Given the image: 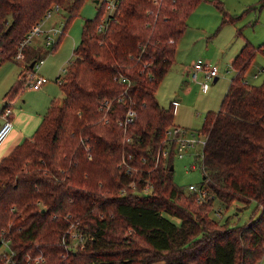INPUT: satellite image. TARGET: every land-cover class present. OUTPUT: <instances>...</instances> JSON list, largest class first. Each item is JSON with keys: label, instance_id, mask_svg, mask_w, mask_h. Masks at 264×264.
I'll return each mask as SVG.
<instances>
[{"label": "trees", "instance_id": "trees-1", "mask_svg": "<svg viewBox=\"0 0 264 264\" xmlns=\"http://www.w3.org/2000/svg\"><path fill=\"white\" fill-rule=\"evenodd\" d=\"M84 1L0 0V64L20 51L31 69L45 56L38 46H22L33 26L52 2L62 7L66 18L55 49ZM200 1L117 0L102 20L101 0L97 16L84 19L58 82L63 95L34 134L0 160V264H258L264 254V80L249 85L245 73L256 50L264 55V42L238 50L219 109L206 112L205 142L196 153L203 173L198 190L173 179L177 146L166 136L174 105L162 106L156 90ZM22 86L23 77L4 98ZM129 108L137 117L123 128L119 121ZM122 160L136 170L128 174ZM234 201L256 203L246 223L212 217L214 202L228 208ZM71 222L85 239L65 248L61 236Z\"/></svg>", "mask_w": 264, "mask_h": 264}, {"label": "rangeland", "instance_id": "rangeland-1", "mask_svg": "<svg viewBox=\"0 0 264 264\" xmlns=\"http://www.w3.org/2000/svg\"><path fill=\"white\" fill-rule=\"evenodd\" d=\"M97 3L93 0L83 2L79 15L67 24L68 27L55 49L46 44L44 35L38 34L36 37L40 40L37 46L43 52L45 51V58L38 73L46 80L53 99H59L63 95L58 80L63 77L65 67L73 57L72 51L80 42L84 19L97 16L99 11ZM55 4L57 2H52L48 8L51 10V16L42 24L43 30H48L53 25L62 27L65 22L66 12L61 9L62 7L56 11ZM185 23L186 28L176 45L174 64L159 82L156 99L164 107L173 103L174 126L178 125L185 129L187 136L195 133V136L201 139L199 132L203 135L200 129L206 112L219 109L222 96L229 86L230 79L234 76L235 69L231 66L234 56L248 42L255 47L264 42V0H201L187 15ZM53 36L54 40L58 38L57 35ZM34 41L30 42L31 46ZM197 60L218 68L217 80L213 82V78L209 79L208 87L204 91L202 82L205 72L199 71L196 79H191L189 74ZM14 64V61H8L0 65V80L8 72L15 70ZM245 78L249 81V85H258L263 82L264 55L262 51L256 50ZM22 88L27 90L28 86L23 85ZM1 103L2 101L0 107ZM202 147L201 143L186 149L182 157L177 154L172 157L174 182L183 189H186L189 184L197 185L202 181L203 173L200 166L202 158L196 156V153L202 152ZM124 192L127 191L124 190ZM214 203V209L220 207L225 209L222 222L229 217L230 223L238 225L246 223L256 208L254 201L249 204L234 201L228 208L226 205L221 206L218 202ZM211 215L213 218L216 217L214 211H211ZM167 217L178 224L179 219L176 217L169 215ZM34 261L40 262V255H36ZM262 263L261 257L258 264Z\"/></svg>", "mask_w": 264, "mask_h": 264}, {"label": "built area", "instance_id": "built-area-1", "mask_svg": "<svg viewBox=\"0 0 264 264\" xmlns=\"http://www.w3.org/2000/svg\"><path fill=\"white\" fill-rule=\"evenodd\" d=\"M106 1V12L105 14L102 16V20L105 19L107 14L112 13L117 0H104ZM57 10L58 6L55 5L54 6ZM47 14H45L40 20L39 22H37V24L35 26H33L32 30L26 35V38L22 41V46L30 43L35 37H37L38 34H43L44 35V39L45 42L47 43V45H53L55 43L56 40H54V36L53 35H57L59 36L60 33L62 32L63 27H55L52 26V28H49L48 30H43L42 28V23L51 16V10H47L46 11ZM21 53L20 51L15 55L16 59H21ZM43 60H39L37 63L34 64V66L29 69L28 71L25 72V75H23V85H27L30 88H34V89H38L39 85L42 82V76L36 72V69L39 67V65L42 63ZM193 70L190 71V78L191 79H196L198 72L199 71H203L205 72V78L204 81L202 82V90H206L208 87V80L211 78H214L217 76L218 74V68L216 66H213L209 63H202L201 60H197L196 62H194L193 64ZM126 79L123 77L122 81H125ZM59 82V80H58ZM3 117V121L0 123V143L6 139V137L9 135L10 129L12 127V121L11 119L8 118V114H9V110L4 109L1 113H0ZM125 116L119 121L120 125L123 126V128H126L131 122L134 121V119L137 117L135 111L132 108H129L125 114ZM169 130L167 131V136H166V140L169 142H174L177 146V155L179 157H182L184 154V151H186V149L191 148L192 146H197L199 144L202 143V145H204L205 142V137L199 133V135L202 137L197 138L195 136V133H192L191 136H187L186 135V130L179 127L178 125H172L168 128ZM168 152V150H163V155H165ZM123 165H125L126 168V172L128 174L132 173V171H135L136 169H134L133 166H129L126 163L125 160H122L121 162ZM131 188L135 189V182L134 180H132L129 184H128ZM188 188L190 190H198L197 186H195L194 184L189 185ZM124 191V190H122ZM144 192H147V188L145 187L143 189ZM201 197V195H200ZM224 208H217L215 210V218L218 219H223V213H224ZM66 219V218H65ZM65 235L68 236L71 240L70 243L67 242V239L65 238ZM62 240H61V244H63V246L65 248L69 247V246H76V245H82L84 242L85 237L82 235V233H80L77 229H76V224L74 222H71L69 227L64 231L63 235L61 236ZM5 245H7L5 243ZM69 245V246H68ZM5 252V251H4ZM8 259H10L13 256V252H5L4 253Z\"/></svg>", "mask_w": 264, "mask_h": 264}, {"label": "crops", "instance_id": "crops-1", "mask_svg": "<svg viewBox=\"0 0 264 264\" xmlns=\"http://www.w3.org/2000/svg\"><path fill=\"white\" fill-rule=\"evenodd\" d=\"M41 35L43 34L41 33ZM33 40H35L32 42L33 46L37 47L39 39H36L35 37ZM8 61H14L15 70L8 72V74L4 75L0 80V102L2 101L0 113L4 107V102L6 100L4 95L9 90L8 88L16 81H20L23 75H25V72L28 71L24 68L22 58L9 59ZM5 62H2L1 64ZM40 66L41 64L36 69L37 73L39 72ZM53 98L52 93H50L49 88L47 87V82L42 76V82L38 89L28 87L26 90L22 88L14 97L6 100L7 105L5 109L9 110L8 118L12 121V127L9 135L0 143V160L8 155L17 144L21 143L25 138H30L34 134L33 132L40 125L42 116L54 100ZM3 120L4 119L0 114V123ZM262 262V264H264V256H262Z\"/></svg>", "mask_w": 264, "mask_h": 264}, {"label": "water", "instance_id": "water-1", "mask_svg": "<svg viewBox=\"0 0 264 264\" xmlns=\"http://www.w3.org/2000/svg\"><path fill=\"white\" fill-rule=\"evenodd\" d=\"M93 1H94V3L99 2V0H93ZM33 66H34V62H32V63L30 64V67H33ZM216 79H217V77H214V78H213V82L216 81Z\"/></svg>", "mask_w": 264, "mask_h": 264}]
</instances>
